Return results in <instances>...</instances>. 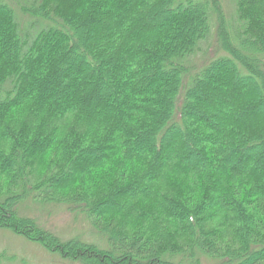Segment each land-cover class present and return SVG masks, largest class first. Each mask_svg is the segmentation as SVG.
I'll return each mask as SVG.
<instances>
[{"label": "trees", "instance_id": "trees-1", "mask_svg": "<svg viewBox=\"0 0 264 264\" xmlns=\"http://www.w3.org/2000/svg\"><path fill=\"white\" fill-rule=\"evenodd\" d=\"M234 3L27 0L25 29L0 0V227L83 264H264V0Z\"/></svg>", "mask_w": 264, "mask_h": 264}, {"label": "rangeland", "instance_id": "rangeland-1", "mask_svg": "<svg viewBox=\"0 0 264 264\" xmlns=\"http://www.w3.org/2000/svg\"><path fill=\"white\" fill-rule=\"evenodd\" d=\"M10 4L16 10L20 22L25 29L33 22L36 23L37 18L24 13L23 6L27 4V0H3ZM224 13L231 21L235 13L234 0H219ZM215 14H218L217 12ZM216 16V15H215ZM213 16L212 35L205 42L201 50L192 57L193 64L200 66L208 62L213 57L225 55L226 52L220 48V44L216 36L217 20ZM35 18V19H34ZM39 23V21H37ZM22 213L33 217L45 228L59 235L64 239L78 237L87 242H95L105 247L106 241L91 221L81 214L72 212L60 203H42L33 198L26 201L22 205ZM213 262H207L212 264ZM0 264H83L80 261H72L62 258L56 252H52L44 245L27 239L14 231L0 227Z\"/></svg>", "mask_w": 264, "mask_h": 264}]
</instances>
